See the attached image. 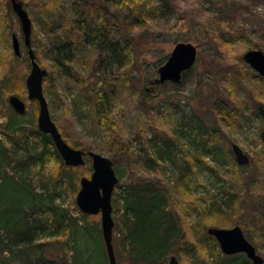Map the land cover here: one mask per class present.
<instances>
[{"label":"rangeland","instance_id":"rangeland-1","mask_svg":"<svg viewBox=\"0 0 264 264\" xmlns=\"http://www.w3.org/2000/svg\"><path fill=\"white\" fill-rule=\"evenodd\" d=\"M22 1L32 19L31 45L36 60L48 71L44 92L52 119L72 147L82 150L86 147V151L98 152L114 163L119 182L112 196L113 242L119 264H128V258L126 251L118 247L122 233L118 220L122 212L115 210L113 197L115 192L124 193L130 173L135 174L130 164L138 170L136 175L148 181H161L165 190L169 189L171 209L178 226L184 232L185 242L197 255L204 257L206 252L211 250L215 254L220 249L209 237L210 227H234L240 225L241 218L247 222L251 218L256 228L264 224V210L252 207V198L257 201L260 194L264 196V140L261 138L264 118L258 112L259 105L264 106V77L243 59L248 50L264 51V0H170L172 9L164 11L165 4L161 0H90L98 4L97 9L86 8V16L80 18L88 30L109 17L117 22L119 35L113 34V37L120 39L119 61L109 60L110 55L102 61V55L105 57L107 53L94 49L88 35L77 26L82 22H78L80 13L76 8L86 0H51L54 5L47 12L42 11L40 5L48 0ZM155 8L159 15L152 13ZM80 9L83 6L80 5ZM220 20L224 22L222 30L218 27ZM54 32L72 37L75 47L57 48L50 37ZM13 34L21 43L20 57L13 49ZM227 34L236 37L221 44ZM181 41L198 47L194 67L187 70L181 82L154 84L159 66ZM30 64L20 21L9 0H0V127L13 108L9 97L17 95L27 106L19 121L30 135L29 142H19L17 153L5 167L14 169L18 174V188L25 190L22 184H27L34 198L33 206L22 209L25 224L14 222L12 232L0 228V240H3L0 241V264H95L100 244L105 252L98 263L110 264L101 213L86 214L87 218L72 230L65 228L68 231L50 224L33 239L34 251L28 254L29 250L25 249L29 243L27 233L24 234L28 232L27 221L40 227L43 219L59 207L68 208L72 216L80 215L77 205L80 180L93 172L89 158L84 166L72 171V180H58L56 176L62 172L63 160L55 155L44 170L38 171L40 166L35 165L38 158L33 157L37 155L35 146L41 141L34 131L39 129V102L31 100L28 94L26 80ZM233 70L246 73L241 84L232 86ZM101 92L111 99L110 117L117 124L115 130L98 121L94 96ZM220 112L228 113L230 120L224 119ZM155 133L159 135L156 137ZM202 134L204 140H208L205 141L207 149H202ZM0 137L5 142L10 138L2 134ZM166 138L174 141L176 150L173 158L165 156L155 164L156 169L140 167L135 158L128 157L139 155L142 164L148 162L147 154L157 157L159 150L166 146ZM234 142L250 157L247 167L250 164L257 167L256 177L252 178L249 172L253 167L245 171L248 181L255 180L258 187L245 197L246 203H239L236 194L239 188H243L244 193L247 183L240 177L243 173L232 151ZM122 147L129 150L124 157L119 154ZM21 158H30L28 169L22 170L16 164ZM4 173L0 171V186L5 181ZM8 195L0 193V208L8 202ZM40 195L43 197H36ZM232 197L235 203L228 209L223 203L230 198L232 201ZM20 206L21 199L12 198L8 210L12 219ZM17 229L22 231L19 239H16ZM254 231L252 228L249 232ZM69 233L71 237L67 238ZM256 236L257 240H249L264 257V234L256 233ZM182 242L170 247L161 264H170L172 256H176L180 264L192 261L199 264L195 254L183 249L186 245ZM239 254L246 256L245 253L235 255Z\"/></svg>","mask_w":264,"mask_h":264},{"label":"trees","instance_id":"trees-1","mask_svg":"<svg viewBox=\"0 0 264 264\" xmlns=\"http://www.w3.org/2000/svg\"><path fill=\"white\" fill-rule=\"evenodd\" d=\"M164 2V8L163 11L166 9H169L171 7L170 0H161ZM41 9L42 11L47 12L48 10L52 9L54 3L51 0H48V2H42L41 3ZM80 5L83 6V9H80ZM79 7L76 8V12L80 13L78 22L81 23L82 19L80 16L84 17L87 13L86 8L93 11L94 9H97L98 4L91 2L90 0H86L85 4H80ZM25 6V5H24ZM26 8V7H25ZM13 10V9H12ZM156 8L153 10L154 15H159L158 12L155 11ZM14 12V11H13ZM15 13V12H14ZM16 14V13H15ZM112 15V14H111ZM107 17V16H106ZM47 21V20H46ZM223 21H219L218 27L219 29H223L222 27ZM188 25L191 27V24L188 23ZM80 31L86 33L89 38L90 45L97 49L99 48L103 53L106 52L107 56L102 55V61L106 60L108 58V55L112 59L109 60H118V57L121 55L120 53V39L117 37H113V34L119 35V25L117 22H114L111 20V18H107V21L102 22L100 24H96L94 28L88 30L83 24V22L79 25ZM188 26V27H189ZM88 31V32H87ZM228 33V31H226ZM231 33V32H229ZM239 36V35H237ZM51 40L54 45H56L57 48L61 49L66 47V45H72V48L75 47V40L72 37H63L61 34L54 32L50 35ZM225 40H221V44H225V41H232L234 38H232V34L230 36L225 35ZM66 40H65V39ZM209 38H211L209 36ZM25 43V42H24ZM66 43V44H65ZM64 45V46H63ZM26 51H28V48L25 45ZM243 64H245L243 62ZM31 65V64H30ZM237 67V66H236ZM247 67H249L247 65ZM250 68V67H249ZM234 69V68H233ZM187 73V71L184 72L183 76ZM246 73L244 72H236L233 70L232 74V86L236 83H242L245 79ZM152 83V82H151ZM158 85V84H156ZM95 100V109L97 112V117L99 123H101L104 127H108L110 130H115L117 128L116 122L110 117L111 115V99L110 97L105 94L104 92L95 94L94 96ZM220 115L227 120L229 119V114L226 112H220ZM235 116L236 113L232 109V116ZM239 115V114H237ZM22 115L16 112L13 108H11L10 114L8 115L7 120L5 121L4 125L0 127V135H7V137H10L7 142H5L0 137V171H5L4 177L5 181L1 183L0 186V193L9 195L6 196L8 198V202L5 203V206L0 208V228H4L9 232H12L14 222L18 223H26L25 220V214L23 213L22 209L24 206L30 205L33 206L34 198L31 196V193L29 194V187L27 184H22V186L25 188V190L18 188V177L14 171V169H6L5 163H11L12 158H14V155L17 153V145L19 142H23L24 140L29 142L30 135L27 128L19 121V118ZM230 120V119H229ZM36 127V125H35ZM34 127V128H35ZM33 128V130H34ZM39 128V127H38ZM32 130V131H33ZM40 137L41 141L39 145L35 146V151L37 153L36 156L33 157V159H37V162H35V165H39L40 169L38 170H44L45 164L48 163V160L52 158L53 155L60 158L61 155L59 154L54 141L52 140L51 136L39 131V129L34 130ZM30 132V131H29ZM159 134L155 133V136L157 137ZM200 143L202 144V149H207V145L204 140L203 134L200 137ZM167 139V140H166ZM164 139L166 146L159 150V155L157 154V157H153L149 154L147 156L150 157L148 159V162L141 163L139 159V155L137 157L133 155H129L130 159L135 158V161L140 164V167L142 165L147 166L148 169H156L155 164H157L162 158H165V156H168L169 158H173V154L176 150V144L174 141L168 140V138ZM158 142V141H156ZM76 146H79L76 144ZM81 147V146H80ZM88 154V150L86 151V147H83ZM91 148V147H90ZM233 151V150H232ZM129 152V150L125 147H122L121 152H116L122 155L124 157L125 153ZM90 157L86 155V160ZM114 158H117V155L114 154ZM127 159V158H126ZM63 160V159H62ZM116 160V159H114ZM18 167H20L22 170L28 169L30 166V158L28 159H20V162H16ZM147 164V165H146ZM248 165V164H247ZM247 165H239V169L243 173L240 177L244 178L247 185L245 192L243 193V188H239L238 191H236V194L238 195V202L243 201V203H246L245 197L248 194L254 193L253 189L258 188L255 186L254 181L252 182L248 181V174L245 173L247 168L254 169V172L252 169H250L252 174V178L257 176L256 170L257 167H254L252 164L247 167ZM81 166H70L67 165L64 161H62V172L58 174L56 177L58 180H61L62 178H68L71 179V174L73 173V170H76L77 168H80ZM130 169H132V172L135 174L130 173V180L126 181V187L124 189V193L117 194L114 193L113 201H114V208L116 211H120L121 217H119L118 222L122 225L121 226V236L119 237V240L121 243H118V247H122V252L126 251V258H128V264H161L164 263V256L169 251L170 247L175 246L176 242L182 241L186 245V247H183V249L191 254H195L194 257L199 259V264H251V260L245 256V255H226L222 252L221 248L218 249V251L214 254L211 252H206V255L203 257L201 255H197L196 250L193 247H189V244L185 242V235L183 230L178 226L177 219L175 217V213L173 209H171L170 204V191L168 188H165L161 185L162 182H155L153 180H147L142 178L140 175H136L138 170H135L132 167V164L129 166ZM138 168V166H137ZM20 169V170H21ZM146 169V170H148ZM43 177H47V175L43 172L40 173ZM9 185V187L7 186ZM8 187V190H7ZM50 195H52L51 192H49ZM37 195V194H33ZM21 199V206L19 211L16 213V215L13 217L8 214L9 206L11 205L12 198ZM36 197H43L42 195L36 196ZM252 207L257 208L258 210H264V196L260 194V198L256 201V199L252 198ZM122 203V204H121ZM226 203V204H225ZM224 204V206L228 209H231L235 203V199L232 197L229 200H227ZM245 205V204H244ZM243 205V206H244ZM223 207V206H221ZM246 208V207H245ZM61 214V218L58 219V215ZM222 216V215H219ZM223 217V216H222ZM87 218L86 213L82 212L80 210L79 216H72L69 214L68 208H58L53 209L50 217H45L44 223L40 227H35L32 223L27 221L26 224V230L28 238L27 241L29 242L28 245L25 247V249L29 250L27 251L28 254L32 253L34 250L32 249V246L34 245L33 239L37 236H39L46 227H49L50 224H57L58 227L63 231L65 228H71L76 227L79 222L83 219ZM258 218V217H257ZM51 220V223L49 222ZM22 221V222H21ZM227 220L224 218V222ZM239 221V220H238ZM237 221V222H238ZM242 221V222H241ZM250 221V222H249ZM249 223L247 221H244L242 218L238 222L245 230L246 237L250 240H257L256 233L258 235L264 234V224H260L258 228L256 226L254 227V221L251 223V218H249ZM14 223V224H13ZM250 225V226H249ZM255 230L253 233L249 232ZM14 231V230H13ZM70 231V230H69ZM208 232V230H207ZM22 234L21 229H17L16 232V239L20 238V235ZM71 237V233L68 234L69 238ZM209 237L215 242L216 245H219L218 241L215 237L209 235ZM3 242V240H0ZM67 241V240H66ZM20 242V241H19ZM18 243V242H17ZM182 246V245H181ZM201 247L197 248L198 253L200 252ZM104 249L102 248L101 244L98 248V254H97V261L95 264H99L98 260L101 259V257L104 256ZM119 264V262H118ZM191 264H194L192 261Z\"/></svg>","mask_w":264,"mask_h":264},{"label":"water","instance_id":"water-1","mask_svg":"<svg viewBox=\"0 0 264 264\" xmlns=\"http://www.w3.org/2000/svg\"><path fill=\"white\" fill-rule=\"evenodd\" d=\"M10 6L16 13L24 42L28 48L31 61V71L26 84L29 98L39 102L38 127L43 133L51 136L63 161L70 166L85 165L86 155L92 159L93 172L90 177L83 176L80 180V190L77 194V205L86 214L101 213L103 238L106 245L110 264H118L113 242L115 221L113 218L112 196L119 178L116 174L112 159L98 152L72 147L62 135L56 122L50 114L49 104L44 92V81L48 71L41 67L36 60V54L31 45L32 19L22 0H9ZM15 54L20 57L21 43L15 34L12 36ZM198 58V47L191 42L181 41L175 45L167 60L158 68V77L152 82L163 84L166 82L178 83L182 81L185 71L194 67ZM244 61L256 72L264 77V51L260 49L248 50ZM9 102L16 112L24 114L26 103L17 95H11ZM258 112L264 118V106L259 105ZM264 140V130L261 133ZM232 150L239 165L250 163V157L236 142L232 143ZM208 234L215 237L222 252L226 255L245 253L252 264H264V257L258 253L256 246L246 237L240 225L230 228L210 227ZM170 264H180L176 256H172Z\"/></svg>","mask_w":264,"mask_h":264}]
</instances>
